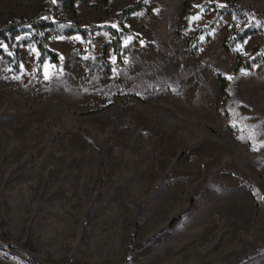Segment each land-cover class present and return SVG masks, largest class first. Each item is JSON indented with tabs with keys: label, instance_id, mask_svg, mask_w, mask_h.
Wrapping results in <instances>:
<instances>
[{
	"label": "rangeland",
	"instance_id": "1",
	"mask_svg": "<svg viewBox=\"0 0 264 264\" xmlns=\"http://www.w3.org/2000/svg\"><path fill=\"white\" fill-rule=\"evenodd\" d=\"M136 1L0 0V26L61 33L40 71L33 30L0 40V243L41 264H264V22L211 0H190L185 26L184 0L119 15ZM75 20L128 28L122 61L106 27L64 34ZM243 29L234 49L258 60L236 68L223 43ZM0 264L27 263L0 250Z\"/></svg>",
	"mask_w": 264,
	"mask_h": 264
},
{
	"label": "trees",
	"instance_id": "2",
	"mask_svg": "<svg viewBox=\"0 0 264 264\" xmlns=\"http://www.w3.org/2000/svg\"><path fill=\"white\" fill-rule=\"evenodd\" d=\"M76 0H64V3L66 4L67 8L74 12V2ZM88 1V0H85ZM222 3L219 5V3ZM101 6L106 9L108 0H100ZM210 7L215 8V12L217 15L224 14V13H231V12H245V13H251L255 19L263 21L264 22V15L260 13L258 10L247 7L243 5L236 4L234 1L231 0H211ZM147 9L148 6L144 2V0H137L134 4L124 7L119 15L120 16H126L129 14H132L138 10L141 9ZM199 8L191 5L190 0H184L183 2V9L180 14V20L185 26L187 24L188 18L190 15L195 14L198 12ZM55 20H51L48 18H34L31 20H26L23 18H11L5 25L0 26V40L3 41L8 49H12L14 44V39L17 35L24 32L27 29L33 30V41H35L36 48L39 51V56L37 59V70L40 71V68L43 64V62L48 59L50 62L57 63L59 61V54L49 48L47 45V38L51 34L60 35V32H57L55 28ZM213 24L211 25V27ZM106 26L99 22H80L78 20H75L71 23L70 29L66 30L64 34H80L83 37L90 40L93 37V34L95 31L104 29ZM107 30L110 32L112 40L110 42V45L113 47L114 52L116 53V60L117 62H121L124 54L121 46V39L125 33H128V28L124 27L123 30H119L115 27H106ZM201 34L200 31L196 32V34L191 35L188 38V48L190 50V54L192 56H195L199 51V35ZM249 34V31L247 29H243L241 32H238L235 37L232 39H225L223 45L224 49L227 53H235L237 56V62H236V68H248L253 63H255L258 58L253 57L249 59V57L244 56L242 54H239L235 51V45L242 41L247 35ZM106 45H104L105 48ZM104 51V49H103ZM263 64H264V58H261ZM86 66H89L88 62H85ZM12 70L14 72H19L20 65L19 61L15 60L12 64ZM110 72V65L109 63L105 64L104 73ZM221 80V88L224 87V79ZM0 250L13 255L17 257L18 259L22 260L23 262L27 264H41L39 263L35 258L29 256L25 253L23 249L20 247L12 246V245H2L0 243Z\"/></svg>",
	"mask_w": 264,
	"mask_h": 264
},
{
	"label": "crops",
	"instance_id": "3",
	"mask_svg": "<svg viewBox=\"0 0 264 264\" xmlns=\"http://www.w3.org/2000/svg\"><path fill=\"white\" fill-rule=\"evenodd\" d=\"M75 9L77 10V12L80 14V13H82V14H86V15H88V14H99L100 15V17H104V12H103V10H101V9H99L98 11H94L95 9H91V8H89V7H87V6H85V5H83V4H80V3H75ZM142 10V9H141ZM138 11H140V10H138ZM138 11H136V12H138ZM136 12H134L135 14H136ZM133 14V13H132ZM38 50V49H37ZM38 56H39V51H38ZM37 59H38V57H37ZM130 88V87H129ZM35 232V231H34ZM32 235V234H31ZM35 236H37V234L35 233ZM43 235H41V237H42ZM45 236V235H44ZM43 236V237H44Z\"/></svg>",
	"mask_w": 264,
	"mask_h": 264
}]
</instances>
